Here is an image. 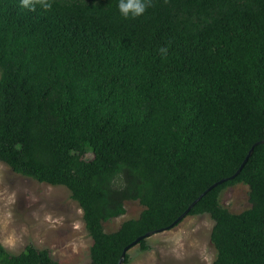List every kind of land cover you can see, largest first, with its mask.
Here are the masks:
<instances>
[{
	"label": "trees",
	"instance_id": "16d2710c",
	"mask_svg": "<svg viewBox=\"0 0 264 264\" xmlns=\"http://www.w3.org/2000/svg\"><path fill=\"white\" fill-rule=\"evenodd\" d=\"M47 2L0 0V161L67 188L93 240L88 264H118L264 140V0H142L127 17L121 0ZM240 184L251 208L233 213L220 198ZM128 201L140 217L108 233ZM206 214L214 264H264V144L188 216ZM0 264L62 263L0 243Z\"/></svg>",
	"mask_w": 264,
	"mask_h": 264
},
{
	"label": "rangeland",
	"instance_id": "374dc122",
	"mask_svg": "<svg viewBox=\"0 0 264 264\" xmlns=\"http://www.w3.org/2000/svg\"><path fill=\"white\" fill-rule=\"evenodd\" d=\"M249 191L244 184L229 187L221 194V204L233 213L244 212L251 208ZM125 208L124 216L104 223L108 233L139 218L144 210L138 201L126 202ZM83 216L67 188L39 183L0 161V243L5 246L2 241L13 237L14 245L5 246L10 253L19 254L33 244L49 249L62 264L90 263L93 240ZM214 224L208 214L188 216L173 229L147 239L150 250L139 245L131 249L129 264H214Z\"/></svg>",
	"mask_w": 264,
	"mask_h": 264
},
{
	"label": "water",
	"instance_id": "95a60500",
	"mask_svg": "<svg viewBox=\"0 0 264 264\" xmlns=\"http://www.w3.org/2000/svg\"><path fill=\"white\" fill-rule=\"evenodd\" d=\"M261 144H264V140L257 142L249 151L246 159L244 160L243 164L241 165V167L239 168V170L231 177L223 179L217 183H215L214 185H212L207 191H205L188 209L187 211L182 214L177 221H175V223L173 225H171V227H169L167 230L173 229L174 227H176L177 225H179L185 218L188 217V214L190 213V211L196 206V204L204 197L207 195L208 192L212 191L214 188L218 187L219 185H222L230 180H234L237 176L240 175V173L242 172V170L244 169V167L246 166V164L248 163L249 159L251 158V156L253 155L255 148ZM165 229L159 230V231H153V232H148L147 234L139 237L136 241H134L133 243H131L130 245H128L125 249L124 252L121 256V259L119 261L118 264H125V259L127 254L129 253V251L131 249H133L134 247H136L137 245H139L143 240H147L150 237H152L153 235H156L158 233H162L167 231Z\"/></svg>",
	"mask_w": 264,
	"mask_h": 264
},
{
	"label": "clouds",
	"instance_id": "9594fccd",
	"mask_svg": "<svg viewBox=\"0 0 264 264\" xmlns=\"http://www.w3.org/2000/svg\"><path fill=\"white\" fill-rule=\"evenodd\" d=\"M41 6L48 8L50 4L47 0H38ZM34 0H21V6L24 8L32 7ZM119 9L122 15L127 17L130 13L133 16H140L145 12L146 4L142 2V0H121L119 4ZM164 52L165 50H161ZM5 246L11 247L15 243V239L13 237H9L2 241Z\"/></svg>",
	"mask_w": 264,
	"mask_h": 264
}]
</instances>
